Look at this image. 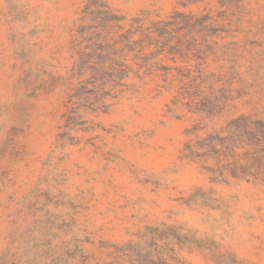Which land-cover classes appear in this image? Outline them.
<instances>
[{
    "label": "rangeland",
    "instance_id": "374dc122",
    "mask_svg": "<svg viewBox=\"0 0 264 264\" xmlns=\"http://www.w3.org/2000/svg\"><path fill=\"white\" fill-rule=\"evenodd\" d=\"M0 264H264V0H0Z\"/></svg>",
    "mask_w": 264,
    "mask_h": 264
}]
</instances>
